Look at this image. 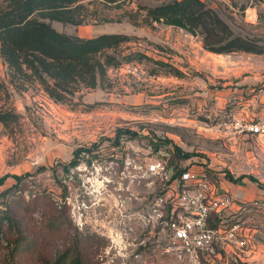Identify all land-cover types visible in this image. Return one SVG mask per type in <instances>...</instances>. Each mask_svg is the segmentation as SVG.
Here are the masks:
<instances>
[{
	"label": "rangeland",
	"instance_id": "374dc122",
	"mask_svg": "<svg viewBox=\"0 0 264 264\" xmlns=\"http://www.w3.org/2000/svg\"><path fill=\"white\" fill-rule=\"evenodd\" d=\"M169 1L126 0L99 25L52 22L82 38L128 35L116 53L137 55L68 104L36 83L17 89L0 56V109L14 115L0 124V177L10 176L0 185V264H183L160 243L141 245L137 222L120 223L149 191L145 160L203 172L231 195L232 185H257L250 177L264 182V136L237 126L264 122V0H201L234 35L263 48L227 55L204 49L201 36L144 23L141 8ZM236 209L223 213L227 224L246 220ZM241 258L224 253L214 264Z\"/></svg>",
	"mask_w": 264,
	"mask_h": 264
},
{
	"label": "trees",
	"instance_id": "16d2710c",
	"mask_svg": "<svg viewBox=\"0 0 264 264\" xmlns=\"http://www.w3.org/2000/svg\"><path fill=\"white\" fill-rule=\"evenodd\" d=\"M125 2L0 0V56L9 71L10 83L20 90L36 83L59 104H68L83 89H95L104 83L109 69L136 60L134 53L125 57L116 53L132 37L115 33L82 38L58 32L52 22L72 26L110 22L113 19L103 12L122 9ZM142 9L146 12L144 23H160L185 30L192 36H201L207 51L227 55L235 52L259 54L263 50L252 41L234 35L220 16L201 0H172ZM140 58L145 57L140 55ZM13 117V113L0 109V124L7 125ZM176 152L185 159L191 157L179 148ZM76 164L72 161L69 166ZM8 177H0V185ZM13 178L20 181L18 176ZM243 178L229 179L237 182ZM249 179L264 189V182L253 177ZM75 264H81L78 258Z\"/></svg>",
	"mask_w": 264,
	"mask_h": 264
},
{
	"label": "built area",
	"instance_id": "2783aa9c",
	"mask_svg": "<svg viewBox=\"0 0 264 264\" xmlns=\"http://www.w3.org/2000/svg\"><path fill=\"white\" fill-rule=\"evenodd\" d=\"M240 124L237 126L243 131L264 136V122ZM141 168L149 191L136 199L139 203L135 209L121 213V225L137 222L152 246L160 243L163 254L183 264H214L231 248L242 251L247 247L243 222L227 224L223 213L235 208L262 211L264 200L239 205L233 195L221 192L203 172L192 168L178 174L159 160H145Z\"/></svg>",
	"mask_w": 264,
	"mask_h": 264
},
{
	"label": "crops",
	"instance_id": "0c3cea01",
	"mask_svg": "<svg viewBox=\"0 0 264 264\" xmlns=\"http://www.w3.org/2000/svg\"><path fill=\"white\" fill-rule=\"evenodd\" d=\"M242 187L245 188L241 189L239 185H232L230 187L234 193L233 196L235 195L242 202L264 200V189H261L258 185H245ZM245 216L246 220L243 221V236L244 238L248 237V245L242 251L231 248L227 252V255L230 252L234 254V251H238L242 256L241 260L244 264H264V241L262 242L261 240H264V210L249 209ZM256 222L258 226H255ZM257 237L261 239L258 240Z\"/></svg>",
	"mask_w": 264,
	"mask_h": 264
},
{
	"label": "flooded vegetation",
	"instance_id": "af4514ba",
	"mask_svg": "<svg viewBox=\"0 0 264 264\" xmlns=\"http://www.w3.org/2000/svg\"><path fill=\"white\" fill-rule=\"evenodd\" d=\"M141 239H142V240L140 241V243L145 242V243H144L145 245H148V244L150 245L149 240H148L145 236H143Z\"/></svg>",
	"mask_w": 264,
	"mask_h": 264
},
{
	"label": "bare ground",
	"instance_id": "6f19581e",
	"mask_svg": "<svg viewBox=\"0 0 264 264\" xmlns=\"http://www.w3.org/2000/svg\"><path fill=\"white\" fill-rule=\"evenodd\" d=\"M106 181V180H105Z\"/></svg>",
	"mask_w": 264,
	"mask_h": 264
}]
</instances>
